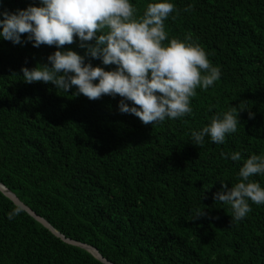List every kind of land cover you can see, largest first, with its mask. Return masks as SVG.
Here are the masks:
<instances>
[{
	"label": "trees",
	"instance_id": "16d2710c",
	"mask_svg": "<svg viewBox=\"0 0 264 264\" xmlns=\"http://www.w3.org/2000/svg\"><path fill=\"white\" fill-rule=\"evenodd\" d=\"M151 2L130 0L137 16ZM170 2L164 43L190 36L221 76L196 89L192 113L153 125L122 113L119 95L90 100L76 86L66 93L25 82L22 68L51 66L56 46L34 47L26 34L21 44L0 37V183L64 237L114 264H264V203L249 200L251 211L234 220L230 205L214 200L222 182L240 181L250 155H264V0ZM39 3L0 0V11ZM80 44L76 37L61 50L115 70ZM234 106L245 107L235 133L195 144L193 131ZM250 179L264 188V176ZM16 207L0 191V264H104L23 209L9 219ZM198 209L206 214L193 219Z\"/></svg>",
	"mask_w": 264,
	"mask_h": 264
},
{
	"label": "clouds",
	"instance_id": "9594fccd",
	"mask_svg": "<svg viewBox=\"0 0 264 264\" xmlns=\"http://www.w3.org/2000/svg\"><path fill=\"white\" fill-rule=\"evenodd\" d=\"M174 9L170 0H154L142 16H137L138 10L130 0H40L39 5L30 4L16 12L0 11V37L21 44L26 34L34 47L56 46L47 58L51 66L45 63L22 68L25 82H51L66 93L76 86L78 94L90 100L119 95L122 113L153 125L192 113L190 104L196 89L207 90L221 76L220 68L211 64L205 50L188 42L190 36L164 43L168 40L164 21ZM76 37L88 55L101 58L104 65L115 64V70L85 63V57L76 51L61 50L75 43ZM93 40L94 44L87 43ZM96 80L99 82L94 83ZM125 101H131L132 106ZM244 108L234 106L213 116L209 125L192 132L195 144L202 145L205 136L223 143L227 134L237 131L239 111ZM249 117L254 114L249 112ZM241 158L240 152L231 154L233 161ZM257 174L264 176V155L252 154L239 169L240 181L231 188L222 182L225 190L214 194L215 201L230 205L232 219L240 220L251 211L249 200L264 203V188L250 179ZM21 211L17 206L9 219ZM205 214L198 209L193 219Z\"/></svg>",
	"mask_w": 264,
	"mask_h": 264
},
{
	"label": "water",
	"instance_id": "95a60500",
	"mask_svg": "<svg viewBox=\"0 0 264 264\" xmlns=\"http://www.w3.org/2000/svg\"><path fill=\"white\" fill-rule=\"evenodd\" d=\"M0 191L8 197L15 205L19 206L21 209L25 210L29 215H31L34 219H36L41 225L49 229L55 236L60 237L63 241L76 245L78 247L84 248L85 250L89 251L93 256H95L97 259H99L104 264H114L101 256V254L98 252V250L86 243H82L76 240H72L70 238L64 237L62 234H60L57 230H55L43 217L37 215L34 213L28 206H26L23 202H21L16 195L11 192L8 188H6L3 184L0 183Z\"/></svg>",
	"mask_w": 264,
	"mask_h": 264
}]
</instances>
